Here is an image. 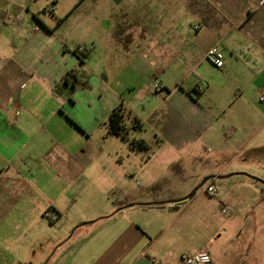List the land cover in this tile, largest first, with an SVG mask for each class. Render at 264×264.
Listing matches in <instances>:
<instances>
[{
    "label": "crops",
    "instance_id": "obj_1",
    "mask_svg": "<svg viewBox=\"0 0 264 264\" xmlns=\"http://www.w3.org/2000/svg\"><path fill=\"white\" fill-rule=\"evenodd\" d=\"M100 1L0 0V264H182L184 253L204 251L220 264L230 250L222 252L206 220L189 212L207 192L189 204L172 203L190 192L189 183L145 169L158 163L181 177L186 147L199 146L212 131L226 139L240 133L221 127L223 117L204 108L202 96L214 88L189 74L218 46L227 77L242 73L264 83V0H104L114 30H107L102 47L89 17L82 30L80 24L63 30L84 5L89 14ZM78 47L83 51L75 53ZM67 75L75 76L73 83H66ZM156 83L162 92L152 91ZM239 91L235 97L243 98ZM258 97L264 103L259 91ZM119 105L131 137L167 153L135 164L115 213H96L84 219L96 221L82 225L66 222L70 208L62 200V179L78 176L84 161L68 152L67 143L53 145L52 121H72L82 137L105 124L107 137L120 139L108 127ZM231 120L251 124L243 107ZM209 174L227 175L223 168ZM138 175L144 191H132ZM132 203L151 205L128 208Z\"/></svg>",
    "mask_w": 264,
    "mask_h": 264
},
{
    "label": "rangeland",
    "instance_id": "obj_2",
    "mask_svg": "<svg viewBox=\"0 0 264 264\" xmlns=\"http://www.w3.org/2000/svg\"><path fill=\"white\" fill-rule=\"evenodd\" d=\"M103 1L96 4L89 14L82 11L86 8L84 5L63 30H75L76 24H80L78 30H82L83 22L86 26L89 17L93 30H96L95 39L98 40V46L102 47L107 30H114L111 28L113 20L108 18V9L104 7ZM51 16L52 14L47 12L44 18L47 23H50ZM0 25H3L1 19ZM224 57L226 60L225 54ZM196 75L201 77L200 81L210 83L214 88L211 92L206 88L209 93L201 99L204 108L214 116L224 118L221 127L234 126L240 133L234 139H226L223 133L212 131L199 146L186 147L183 152L188 162L183 164L182 175L185 178L176 174L177 169H165L158 163H152L145 170L153 173H174L177 184L189 183V187H192L186 196L190 195L205 177L211 175L209 172L219 168L225 169L227 175L243 173L264 180V103H261L258 97V89L264 86V83L245 80L242 73H233L229 78L209 61L194 69L189 77L194 81L197 79ZM240 88H243V98L235 97L241 94ZM241 107L248 113L251 124L245 125L241 122L240 126L231 120L235 109ZM78 108L80 112L83 111L82 106ZM224 114L227 116L224 117ZM71 122L60 121L58 116L52 121L53 131L56 133L52 136V143H67L68 152L84 161V171L74 179L64 177L61 184L63 203L70 208L65 221L78 219L84 221L78 222L82 225L96 221L97 218L84 220L96 213L108 216L115 213V204L124 199V183L129 178V173L134 171L132 168L135 164L141 165V159L145 161L147 155L166 154L168 148L159 151V147L150 142V151L135 154L129 151L120 139L108 138L105 124L92 130L91 136L86 134L82 137L79 135L82 131L79 134L74 133L75 128ZM60 124H64V128ZM247 175L212 180L214 193H203V187L195 196L201 192L203 195L191 205L189 211L196 212L199 218L206 220L208 235L216 233L214 243L222 252L230 250L219 259L220 264H264V185ZM141 179L138 175L132 191L143 190L144 183ZM153 193L158 192H152V195ZM192 199L185 203L189 204ZM224 207L228 209L227 213L222 212ZM202 229L200 227L195 230Z\"/></svg>",
    "mask_w": 264,
    "mask_h": 264
},
{
    "label": "built area",
    "instance_id": "obj_3",
    "mask_svg": "<svg viewBox=\"0 0 264 264\" xmlns=\"http://www.w3.org/2000/svg\"><path fill=\"white\" fill-rule=\"evenodd\" d=\"M21 22L22 18L18 19V23L20 24ZM36 30H38V28ZM206 59L219 70H223L225 68L224 53L219 49L218 46H213L208 50ZM151 89L154 92L163 91V87L160 83L152 84ZM259 94L261 98L264 97V87L260 88ZM228 134L232 135L233 130H230ZM204 191L208 194L214 193L215 190L211 181L204 186ZM222 210L224 213L228 212V209L225 207ZM45 216L49 218L48 213H46ZM182 264H213V260L210 253L206 251L198 253L186 252L182 255Z\"/></svg>",
    "mask_w": 264,
    "mask_h": 264
},
{
    "label": "trees",
    "instance_id": "obj_4",
    "mask_svg": "<svg viewBox=\"0 0 264 264\" xmlns=\"http://www.w3.org/2000/svg\"><path fill=\"white\" fill-rule=\"evenodd\" d=\"M82 51H83V49L78 47L75 50V53L82 52ZM72 77H75V76L67 75V77H66V83L67 84L73 83ZM125 117H126V112H125V108L123 107V105H119L116 109H114L112 111V113L109 117V121H108V127H109L110 133L118 136L134 152H148V151H150V145L145 140L131 137L130 129H128L126 127V125L124 124ZM134 122L137 123L138 121L134 120ZM136 125H138V124H136ZM159 188H160L159 185L154 186L152 188V192H158Z\"/></svg>",
    "mask_w": 264,
    "mask_h": 264
},
{
    "label": "water",
    "instance_id": "obj_5",
    "mask_svg": "<svg viewBox=\"0 0 264 264\" xmlns=\"http://www.w3.org/2000/svg\"><path fill=\"white\" fill-rule=\"evenodd\" d=\"M234 175H247V174H243V173H240V174H237V173H234V174H229V175H211V176H208L206 178H204L201 183L193 190V192L182 198V199H179V200H174L172 201V203H180V202H183V201H187L191 198H193L195 196V194L201 190L208 182L214 180V179H224V178H229V177H232ZM249 178H251L252 180L256 181V182H260L262 185H264V180H261L260 178H257V177H254V176H250V175H247ZM166 202H161L160 204L161 205H164ZM151 204L149 203H146V204H129L128 205V208H131V207H134V206H139V207H145V206H150ZM92 223V222H90Z\"/></svg>",
    "mask_w": 264,
    "mask_h": 264
}]
</instances>
